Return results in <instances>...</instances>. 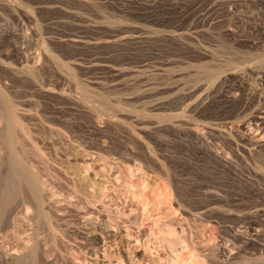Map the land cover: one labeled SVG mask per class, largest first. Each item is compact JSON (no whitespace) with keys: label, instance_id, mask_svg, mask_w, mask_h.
Instances as JSON below:
<instances>
[{"label":"rangeland","instance_id":"1","mask_svg":"<svg viewBox=\"0 0 264 264\" xmlns=\"http://www.w3.org/2000/svg\"><path fill=\"white\" fill-rule=\"evenodd\" d=\"M19 1L18 4L22 8L15 4L17 7L13 6L15 10L12 6H10L12 8L8 5V7L0 6V200L11 189L7 181V173L4 172H7L5 164H7L9 150L3 144V129L6 122L5 109H7L5 102L12 101V104H15L14 108L17 107L15 110L19 108L16 112L20 120L18 125L14 126L16 150L18 153L21 152L20 155L26 166H32L33 172L44 183L43 197L48 194L47 197L51 198L49 199L51 202L53 200L58 202L56 204L55 201L57 207L54 201L49 202L48 204L53 208L46 204L49 207L45 205L47 207L45 210L55 215V217L53 215V223H57V229L61 226V232L65 235L58 230L62 239L59 236L56 240L50 239L52 235L49 228L47 229L48 226H43L47 223L45 219L37 220L34 214H28V216L32 214L31 217L29 216L32 220L29 219L30 222L27 221V223L22 221L25 224L23 228L25 226L27 229L31 227L28 224H32V226L38 225L39 231H43L39 232L41 245L36 249L38 253L43 254L36 252L38 257L34 259L33 264H197L196 259L201 260L202 264H264V145L261 148L251 146L249 144L251 142L244 138L247 131L242 126L245 120L248 133H252L256 125L253 121L250 122L249 115L256 110L264 115V76L259 78L255 72L251 71L255 68L264 71V58L261 59L264 57L262 52L264 51V0ZM26 5L30 6V10ZM93 22H102V24L94 26ZM173 34L178 35L179 38ZM209 50L211 52H208ZM224 50L230 54L225 53ZM256 53L257 55L254 56ZM246 58L249 60H245ZM227 62L232 63L227 64ZM209 64L213 70L220 66L218 72L224 67L223 64L229 73L223 68L224 71L220 72L219 78L212 84L204 79L206 71L202 70L208 69ZM174 68L176 70L180 68V72L184 69L182 72L184 76L180 73L183 79L177 78L176 74H170V77L171 71L177 72ZM246 68L248 70H245ZM124 69L126 74L122 72ZM166 69L170 71L168 70L167 73H169L165 75ZM129 75H133L132 77L136 75L134 79L137 80L131 86L129 85L131 88L122 85L112 87L114 84L122 83L123 79L132 78ZM160 75L166 78L167 82L173 81L172 84L165 83L164 78L159 77ZM186 75H189L188 78ZM192 75H196L195 78L197 80L199 78V82L195 79L196 82ZM174 78L177 82L180 81L177 83L176 80H172ZM191 78L202 85L198 92L186 90L189 89L186 84L191 87V84L195 83ZM159 82L161 86L167 84L163 87L164 89L159 90L161 88ZM152 83L158 86L155 85V88L151 86V90L144 93L143 91L149 89ZM38 84L42 88H53L50 90L54 91L42 94L37 90ZM102 84L111 86L107 85L105 88ZM132 86L139 90H133ZM144 86L147 87L143 90ZM184 86L185 90L182 89ZM172 88L176 90L173 91ZM83 89L92 95L98 92L113 98L115 96L113 91H116L117 96L118 92H122L121 90L124 91L122 93L128 90L138 93V101L146 95L143 103L139 101L144 108L137 100L132 101L134 105L131 103L130 108L128 106L127 108L145 111L148 115H161L158 120L162 119L160 121L163 123V128L159 126L155 127L156 130L153 128L148 132L135 131L136 134H132L126 126L107 125L105 121H101L104 120L103 117L97 116L99 119H96V116L90 117L67 100L68 97L79 94ZM167 93L170 94L168 98H166ZM105 94L104 98L112 99ZM3 96L5 102L1 100ZM153 98L164 101L163 110H156V113L148 109L151 103L157 101H153ZM165 113L169 115L166 116ZM168 118L170 119L167 120ZM245 118L249 119L250 123ZM175 119L180 128L170 127L169 122H175ZM186 119L189 120H187L188 124ZM133 122L129 123L131 127L137 125ZM189 122H191L190 125ZM186 126H193V130L197 128L194 132L197 131L199 137L193 132L189 134ZM181 129L184 130L181 131ZM200 141L205 144H201ZM83 150H89V152ZM255 163L259 165L258 168L263 165L262 177L255 174L254 171L258 169ZM50 174L53 175L50 176ZM80 177L83 179L81 180ZM26 194H22V197H27L28 194ZM14 197L16 201L22 199L19 196ZM92 214H95L94 218ZM85 216L88 219L86 221ZM41 221L46 223H40ZM91 226L96 229L111 228L115 231L114 236L106 238L107 241L97 245L77 237L80 235L76 231L83 227L82 230H88L89 227L92 228ZM65 227L68 229L67 233L64 231ZM44 229H47L46 234ZM170 229L177 232L173 239H169ZM1 236L0 241L2 243L5 241L4 246L16 245L15 240L10 238L2 240ZM24 239L27 240V237ZM50 240L53 242H49ZM171 240H174V245L170 244ZM95 247L99 248L103 254L94 258L92 253ZM227 250L234 252L231 258L227 256ZM176 257L180 258V261ZM0 264L6 263L0 260Z\"/></svg>","mask_w":264,"mask_h":264},{"label":"bare ground","instance_id":"2","mask_svg":"<svg viewBox=\"0 0 264 264\" xmlns=\"http://www.w3.org/2000/svg\"><path fill=\"white\" fill-rule=\"evenodd\" d=\"M21 1V0H20ZM19 1V2H20ZM91 1V0H90ZM142 1V0H141ZM171 1V0H170ZM23 2V1H22ZM26 2V1H25ZM137 2V1H136ZM15 4H18V0H0V6H9V8H12L13 6L15 7ZM22 4V3H21ZM29 4V3H28ZM60 4V3H59ZM32 5V4H31ZM40 5V4H39ZM91 5V4H90ZM7 6V7H8ZM10 6H12V7H10ZM18 6H19V4H18ZM52 6V5H51ZM55 6H56V4H55ZM13 7V9L15 10V8H17V7H15L14 8ZM26 7H27V5H26ZM30 6H28L27 7V9H29L30 10V8H29ZM3 8V7H2ZM19 8H22V7H20L19 6ZM55 9V8H54ZM17 11V10H16ZM32 12V11H31ZM30 13V12H29ZM28 14V13H27ZM73 14V13H72ZM82 14V13H81ZM17 15V14H16ZM21 15V14H20ZM28 15H31V14H28ZM37 15V14H36ZM80 16V15H79ZM20 17V16H19ZM33 17V16H32ZM87 17V16H86ZM31 17L29 16V19H30ZM22 19V18H21ZM32 19H35V18H32ZM87 19V18H86ZM91 19V18H90ZM29 21V20H28ZM109 21V20H108ZM115 21V20H114ZM33 22H34V20H33ZM80 22V21H79ZM86 22V21H85ZM102 22H105V21H102ZM102 22H100V23H98V22H93L94 24V26H96V25H100V24H102ZM116 22V21H115ZM115 22H113V24L115 23ZM118 23H119V21H118ZM121 23V22H120ZM151 23V22H150ZM34 24V23H33ZM79 24V23H78ZM50 25V24H49ZM114 25H116V23L114 24ZM113 25V26H114ZM129 25V24H128ZM130 25H131V23H130ZM33 26V25H32ZM108 26V25H107ZM120 26V25H119ZM118 26V27H119ZM127 26V25H126ZM228 26V25H227ZM244 26V25H243ZM138 27V26H137ZM146 27V26H145ZM150 27V26H149ZM176 27V26H175ZM193 27V26H192ZM115 28V27H114ZM32 29V28H31ZM38 29V28H37ZM36 29V30H37ZM140 29V28H139ZM145 29H147V28H145ZM153 29V28H152ZM151 29V30H152ZM163 29V28H162ZM161 29V30H162ZM167 29V28H166ZM195 29V28H194ZM231 29V28H230ZM229 29V30H230ZM246 29V28H245ZM244 29V30H245ZM251 29V28H250ZM132 30V29H131ZM137 30V29H136ZM142 30V29H141ZM151 30H150V32H151ZM156 30V29H155ZM164 30V29H163ZM236 30V29H235ZM31 31V30H30ZM129 31V30H128ZM140 31V30H139ZM138 31V32H139ZM159 31V30H158ZM167 31V30H166ZM172 31V30H171ZM177 31V30H176ZM201 31V30H200ZM243 31V30H242ZM254 31V30H253ZM262 31V30H261ZM37 32V31H36ZM104 32V31H103ZM149 32V31H148ZM155 32V31H154ZM199 32V31H198ZM127 33V32H126ZM157 33V32H156ZM133 34H134V32H133ZM143 34V33H142ZM145 34V33H144ZM151 34V33H150ZM161 34V33H160ZM169 34V33H168ZM178 35H179V33H177ZM239 34V33H238ZM259 34H261L260 32H259ZM120 35V34H119ZM127 35H128V33H127ZM146 35V34H145ZM163 35V34H162ZM172 35V34H171ZM175 34H173V36H174ZM178 35H175V36H177V38H179L178 37ZM126 36V35H125ZM152 36V35H151ZM192 36V35H191ZM263 36V35H262ZM127 37V36H126ZM147 37V36H146ZM197 37V36H196ZM228 37V36H227ZM106 38V37H105ZM118 38V37H117ZM148 38H149V36H148ZM181 38V37H180ZM198 38V37H197ZM234 38V37H233ZM259 38V37H258ZM100 39V38H99ZM129 39V38H128ZM242 39V38H241ZM70 40V39H69ZM71 40H74V39H71ZM139 40V39H138ZM144 40V39H143ZM179 40V39H178ZM209 40V39H208ZM76 42H77V40H75ZM96 41V40H95ZM94 41V42H95ZM100 41V40H99ZM115 41V40H114ZM124 41V40H123ZM177 41V40H176ZM211 41H212V39H211ZM74 42V41H73ZM82 42H87V41H82ZM126 42V41H125ZM209 42V41H208ZM234 42V41H233ZM259 43V42H258ZM164 44V43H163ZM242 44V43H241ZM261 45H262V43H260ZM192 45V44H191ZM199 45H200V43H199ZM264 45V44H263ZM116 46V45H115ZM157 46V45H156ZM168 46V45H167ZM197 46V45H196ZM240 46V45H239ZM254 46V45H253ZM260 46V45H259ZM163 47V46H162ZM193 47V46H192ZM220 47V46H219ZM244 47V46H243ZM264 47V46H263ZM194 48V47H193ZM207 48V47H206ZM248 48V47H247ZM18 49H21V48H18ZM181 49V48H180ZM187 49V48H186ZM218 49V48H217ZM259 49V48H258ZM184 50V49H183ZM211 50V49H210ZM208 51V52H211V51ZM255 50V49H254ZM174 51H176V50H174ZM200 51V50H199ZM226 50H224V52H225ZM241 51H243V50H241ZM250 51V50H249ZM203 52V51H202ZM224 52H222V53H224ZM228 52V51H227ZM227 52H225V53H227ZM256 52V51H255ZM259 52V51H258ZM262 52H264V51H262ZM187 53V52H186ZM215 53V52H214ZM213 53V54H214ZM218 53V52H217ZM229 54H230V52H228ZM232 53V52H231ZM235 53H237L236 51H235ZM246 53V52H245ZM250 53V52H249ZM261 53V52H260ZM212 54V55H213ZM220 54V53H219ZM244 54V53H243ZM247 55H248V53H246ZM251 54V53H250ZM249 54V55H250ZM259 54V53H258ZM96 55V54H95ZM152 55V54H151ZM211 55V56H212ZM233 55V54H232ZM238 55V54H237ZM252 55V54H251ZM250 55V56H251ZM257 55V53L254 55V56H256ZM261 55H263L262 53H261ZM260 55V56H261ZM26 56V55H25ZM110 56V55H109ZM260 56H258V57H260ZM221 57H223L222 55H221ZM238 57H239V55L237 56V59H238ZM241 57V56H240ZM249 57V56H248ZM247 57V58H248ZM156 58V57H155ZM236 58V57H235ZM245 59V60H249V59ZM251 58L252 59H254V57H252L251 56ZM261 58V57H260ZM264 57H262L261 59H263ZM95 59V58H94ZM153 59V58H152ZM168 59V58H167ZM175 59H178V58H175ZM25 60V59H24ZM166 60V59H165ZM207 60V59H206ZM222 60H223V58H222ZM228 60H229V58H228ZM227 60V61H228ZM256 60H258V58H256ZM170 61V60H169ZM182 61V60H181ZM219 61V60H218ZM231 61V60H230ZM240 61V60H239ZM251 61V60H250ZM255 61V60H254ZM95 62V61H94ZM234 62V61H233ZM241 62V61H240ZM258 62V61H257ZM256 62V63H257ZM261 62V61H260ZM101 63V62H100ZM176 63V62H175ZM174 63V65H176ZM206 63H208V62H206ZM223 63V62H222ZM228 63H232V62H227V64ZM239 63V62H238ZM244 63H247V62H244ZM252 63V62H251ZM224 64V63H223ZM222 64V66H224V67H222V69H221V71L223 70L224 71V69L223 68H225V65H223ZM226 64V63H225ZM227 64H226V67L228 68V66H227ZM253 64V63H252ZM95 65H96V62H95ZM100 65V64H99ZM108 65H110V64H108ZM182 65V64H181ZM205 65V64H204ZM208 65V64H207ZM230 65V64H229ZM241 65V64H240ZM243 65H245V64H243ZM251 65V64H250ZM261 65V64H260ZM264 65V64H263ZM169 66V65H168ZM191 66V65H190ZM211 65L209 64V67H208V69H202V70H204V71H206V75H205V77H204V79L205 80H207V81H209V82H212V84H213V81L215 80V79H218L219 78V75H220V72H218L217 70H219V67L220 66H218V69H216L215 70V68H214V70H213V68H212V66L210 67ZM231 66V65H230ZM252 66V65H251ZM254 66V65H253ZM262 66V65H261ZM160 67V66H159ZM158 67V68H159ZM164 67V66H163ZM173 67V66H172ZM205 67H206V65H205ZM249 67V66H248ZM110 68V67H109ZM114 68V67H113ZM124 68V67H123ZM151 68V67H150ZM157 68V69H158ZM183 68V67H182ZM186 69H187V67H185ZM193 68V67H192ZM221 68V67H220ZM227 68H225L226 70L225 71H227ZM255 68V67H254ZM115 69H117V68H115ZM122 69V68H121ZM126 69H127V67H126ZM132 69V68H131ZM156 69V70H157ZM165 69V68H164ZM169 69L171 70V68L169 67ZM169 69H166L165 71H164V74L165 73H167V71L169 70ZM173 69V68H172ZM175 69V68H174ZM230 69V68H229ZM239 69V68H238ZM250 69V68H249ZM134 70V69H133ZM169 70V71H170ZM176 70V69H175ZM179 70H180V68H179ZM179 70H176L177 72L175 73L174 71H171L170 73H169V75L170 74H176L177 75V78L178 77H181V74H182V72L184 71V69H183V71L182 72H180ZM234 70V69H233ZM245 70H248L247 68L245 69ZM119 71H122V70H119ZM118 71V72H119ZM125 71V69L122 71V72H124ZM128 71V70H127ZM160 71V70H159ZM229 71H231V70H229ZM236 71V70H235ZM252 72H255V75L257 74V76L259 77V78H261V77H263L264 75H263V72L264 71H261V70H258V68L256 69H253V70H251ZM126 72V71H125ZM124 72V73H125ZM149 72V71H148ZM151 72V71H150ZM161 72V71H160ZM187 72V71H186ZM189 72V71H188ZM192 72V71H191ZM190 72V73H191ZM228 72V71H227ZM226 72V73H227ZM232 72V71H231ZM230 72V73H231ZM237 72V71H236ZM128 73H130V72H128ZM156 73V72H155ZM155 73H153V75L155 74ZM167 73V74H168ZM181 73V74H180ZM185 73V72H184ZM195 73H196V71H195ZM194 73V74H195ZM229 73V72H228ZM112 74H113V72H112ZM115 74V73H114ZM121 74V73H120ZM126 74V73H125ZM132 74H133V72H132ZM142 74H144L145 75V73H142ZM149 74V73H148ZM158 74V73H157ZM164 74H163V76H164ZM189 74V73H188ZM192 74V73H191ZM224 74V73H223ZM245 74V73H244ZM152 75V76H153ZM166 75V74H165ZM176 75H174V77L176 76ZM179 75V76H178ZM200 75V74H199ZM198 75V76H199ZM225 75V74H224ZM224 75H223V77H224ZM249 75V74H248ZM74 76V75H73ZM95 76V75H94ZM121 76H122V74H121ZM124 76V75H123ZM126 76V75H125ZM130 76V75H129ZM133 76V75H132ZM132 76H130V77H132ZM136 76V75H135ZM134 76V77H135ZM155 76V75H154ZM168 76V75H167ZM166 76V77H167ZM182 76H184L183 74H182ZM187 76V78H188V76L189 75H186ZM196 76V75H195ZM195 76L194 75H192V78L195 80H197V78H195ZM222 76V75H221ZM75 77V76H74ZM134 77H132V78H126V80L125 79H123L124 81L122 82V83H117V84H114V85H112V87H114V86H116V87H118V85L120 86V85H122L123 87H129V88H131L130 86H131V84H133L134 82H135V80L136 79H134ZM141 77V76H140ZM156 77V76H155ZM158 77V76H157ZM159 77H161V78H164V77H162L161 75L159 76ZM170 77H171V75H170ZM191 77V76H190ZM189 77V78H190ZM255 77V76H254ZM253 77V78H254ZM257 77V78H258ZM168 78V77H167ZM182 79L184 78V77H181ZM192 78H191V80H192ZM200 78H202V77H200ZM230 78V77H229ZM264 78V77H263ZM169 79V78H168ZM180 79V78H179ZM182 79H181V82H182ZM220 79H222V77L220 78ZM243 79V78H242ZM115 80V79H114ZM121 80V79H120ZM159 80V79H158ZM166 80V78H164V81ZM170 81H171V79H169ZM168 80V81H169ZM172 80H176V82H177V79H172ZM185 80H186V78H185ZM185 80H183L184 82H185ZM189 80V79H188ZM194 80H192V81H194ZM195 80V81H196ZM202 80V79H201ZM225 80V79H224ZM67 81V80H66ZM79 81V80H78ZM118 81V80H117ZM137 81V80H136ZM146 81V80H145ZM156 81V80H155ZM161 81V80H160ZM180 81V80H179ZM178 81V82H179ZM192 81H191V83H192ZM194 81V82H195ZM198 82H199V78H198V80H197ZM196 81V82H197ZM217 81H219V80H217ZM225 81H227V80H225ZM260 81V80H259ZM153 82V81H152ZM167 81H165V83H166ZM173 82V81H172ZM172 82H167V83H171L172 84ZM177 82V83H178ZM184 82H183V84H184ZM194 83V84H191V87H189V84H186L187 86L186 87H188L189 89H186V90H189V91H191V92H198L197 90H199V88H200V83ZM200 82H202V81H200ZM38 83V82H37ZM70 83V82H69ZM68 83V84H69ZM82 83V82H81ZM101 83V82H100ZM100 83H98V84H100ZM116 83V82H115ZM157 83V82H156ZM174 83H175V81H174ZM173 83V85H175ZM176 83V84H177ZM219 83V82H218ZM155 84V83H154ZM161 84H164V83H162L161 82ZM207 85H208V83H206ZM103 85V84H102ZM106 85V84H105ZM108 85V84H107ZM106 85V86H107ZM130 85V86H129ZM156 85V84H155ZM155 85H153V83H152V85H149V89H147V90H144L146 87L144 86V87H142L143 88V92L145 93V91L147 92V91H149V90H151L150 88H152V87H154ZM159 85H160V82H159ZM165 85H167V84H165ZM165 85L164 86H161V88H159V90L160 89H162L163 87H165ZM173 85H171V86H173ZM185 85V84H184ZM204 85H205V82H204ZM241 85V84H240ZM32 86V85H31ZM55 86V85H54ZM83 86V85H82ZM106 86H104L103 85V87H105L106 88ZM108 86H111L110 84L108 85ZM143 86V85H142ZM152 86V87H151ZM156 86H158V85H156ZM159 86V87H160ZM171 86H170V88H171ZM177 86H179V84H177ZM176 86V87H177ZM180 86H181V84H180ZM202 86V85H201ZM213 86V85H212ZM225 86V85H224ZM37 87V86H36ZM38 87H39V84H38ZM62 87V86H61ZM70 87V86H69ZM75 87V86H74ZM137 87V86H136ZM173 87H175V86H173ZM175 87V88H176ZM64 88V87H63ZM82 88H86V87H82ZM100 88V87H99ZM121 88V87H120ZM132 88H133V90L134 89H137V88H134L133 86H132ZM139 88V87H138ZM155 88V87H154ZM153 88V89H154ZM181 88V87H180ZM180 88H178V90H180ZM212 88V87H211ZM219 88V87H218ZM239 88V87H238ZM50 89H53V88H50L49 87V89L47 88H42V87H39L37 90L40 92V93H42V94H48L49 92L51 93V92H53L52 90H50ZM65 89V88H64ZM80 89H81V86H80ZM110 89V88H109ZM158 89V88H157ZM164 89V88H163ZM166 89V88H165ZM182 89H184L185 90V86H184V88H182ZM202 89V88H201ZM200 89V90H201ZM221 89V88H220ZM259 89V88H258ZM137 90H139V89H137ZM159 90H157V91H159ZM172 90H173V88H172ZM176 90V89H175ZM175 90H173V91H175ZM212 90V89H211ZM242 90V89H241ZM252 90V89H251ZM37 91V92H38ZM95 91H97V90H95ZM108 91H110V90H108ZM108 91H106V93H108ZM112 91V90H111ZM118 91H120V89L118 90ZM122 92H124L123 90H121ZM128 91V90H127ZM125 92V93H122V92H118V94L119 95H117L116 96V94H115V92L113 91L112 93H113V95H115L114 96V98L113 97H110V95L108 96V94H105V95H107L108 96V98L110 97V98H112V99H106V98H104V94H102V93H96V94H94V95H92V94H89V93H87V91H85V89H83V91L81 92H79V94H74L73 92V94L75 95V96H71V97H68V99L67 100H69V102L71 103V104H73V105H75L79 110H81V111H83L84 113H86L88 116H96V119H99L100 117H103V119L104 120H101V121H105L106 123H107V125L109 124V125H123V126H126L129 130V132H131L132 134H136V133H134L135 131H139V132H148V131H150L151 129H153V128H158L159 126L161 127V128H163V123H161V121L160 120H162L161 118H159L160 120H158V117H160V116H157V112H156V110H160V109H162L163 107H164V101L162 102V100H160V101H158L157 99V101L153 98V101L155 100L156 102H153V103H147V102H145V103H147V104H150L149 105V107H148V109H150L151 111H155L156 113V116H153V115H148L147 114V112H142L141 110L139 111L138 109L137 110H133V109H128L127 108V106L129 107L130 105H131V103H133L132 101H134V102H136V100L138 101V93L137 94H135L134 92ZM156 91V92H157ZM164 91V90H163ZM189 91H187V92H189ZM25 92V91H24ZM30 92V91H29ZM161 92V91H160ZM216 92V91H215ZM239 92V91H238ZM245 91H243V93H244ZM259 92V91H258ZM59 93V92H58ZM61 93H62V90H61ZM71 93V92H70ZM135 95H134V94ZM150 93V92H149ZM148 93V94H149ZM181 93V92H180ZM234 93H236V91H234ZM1 94H2V92H1ZM26 94V93H25ZM109 94H111V92H109ZM165 94V93H164ZM188 94V93H187ZM189 94H190V92H189ZM194 94H196V93H194ZM194 94H192V95H194ZM210 94V92L208 93V95ZM258 94V93H257ZM32 95V94H31ZM49 95H51V94H49ZM64 95H67V94H64ZM96 95V96H95ZM102 97H101V96ZM141 95V94H140ZM153 95V94H152ZM163 95V94H162ZM167 96H166V98H168V95H170V94H166ZM202 95V94H201ZM2 96V95H1ZM61 96H62V94H61ZM68 96V95H67ZM66 96V97H67ZM100 96V97H99ZM112 96V95H111ZM144 96L146 97V95H143L142 97H143V99L141 100L140 98H139V101H142V103H143V100H145L144 99ZM190 96V95H189ZM188 96V97H189ZM215 96V95H214ZM258 96V95H257ZM8 97V96H7ZM64 97V96H63ZM106 97V96H105ZM140 97V96H139ZM153 97V96H152ZM163 97H165V96H163ZM163 97H160L161 99L163 98ZM174 97H176V95L174 96ZM181 97V96H180ZM184 97H186L185 95H184ZM194 97H195V95H194ZM207 97V96H206ZM3 98V99H2ZM9 98V97H8ZM7 98V99H8ZM55 98V97H54ZM57 98V97H56ZM104 98V99H103ZM165 98V100H168V99H166ZM178 98V97H177ZM176 98V99H177ZM228 98V97H227ZM235 98V97H234ZM147 99V98H146ZM193 99V98H192ZM204 99V98H203ZM1 100H4L3 102H5V98H4V96L3 97H1ZM10 100V99H9ZM148 100H149V98H148ZM171 100H173V99H171ZM171 100L169 101V102H171ZM190 100V99H189ZM45 101V100H44ZM138 101V102H139ZM151 101V100H150ZM226 101V100H225ZM232 101V100H231ZM262 101H263V99H262ZM55 102V101H54ZM65 102V101H64ZM137 102V103H138ZM208 102V101H207ZM15 103V102H14ZM19 103V102H18ZM27 103H28V101H27ZM46 103V102H45ZM144 103V104H145ZM167 103V102H166ZM5 106H6V108L7 109H5V113H6V116L4 115V117H5V119H6V122H5V125H4V129H3V135H4V141H3V144H4V147H6V148H8V150H9V155L7 156V164H5V165H7V172L6 171H4L5 173H7V181L9 182V184L11 185H8V182H7V185L8 186H10L11 187V189H10V191H8L7 193H6V196H4L1 200H0V234H2V240L4 239L5 240V238H10V239H13V240H15V242H16V245H14V246H4L3 245V243L5 242H3L2 243V241H0V260H3L6 264H23V263H28V262H30V264H33L34 263V259H37V257L38 256H36V249H38L40 246L39 245H41V240L39 241V237H41L40 235H39V232H43V231H39V227H38V225L37 226H35V225H33L32 226V224H28V225H31V227H29V228H27L26 229V227L24 226V228H23V225H25L24 223H27V221H29V219H30V221L32 220L31 218H29V216L31 217V215L32 214H34L37 218V220H38V218L40 219V218H44L45 219V221L47 222H45L46 224H48V225H46V224H44V222L43 221H41L40 223H42L43 222V226H45V227H47V229L49 228V231L51 232V235L52 236H50L51 238L50 239H52V240H56V238H57V236H59L60 237V235H59V232H58V230H60V232H61V230H62V227L60 226V228H58L57 229V226H56V224L57 223H53V215L50 213V212H48L47 210H45V208H47V207H49L50 205V203H53V201H54V205H55V201L56 200H53L52 202L49 200V199H51V198H49V197H47L48 196V194H46L47 196H45V197H43V194H42V192H43V190H44V183L42 182V181H40L39 180V178L37 177V175L33 172V170L31 169V167L30 166H26V164L23 162V158H22V156L20 155V153L21 152H19L18 153V151L16 150L17 149V147H16V143H17V141H16V134H15V130H14V126L17 124L18 125V122L20 121L19 120V116H17V110L19 109H17V110H15L17 107H15L14 108V105L12 104V101H11V103L8 101L7 103L5 102ZM20 104V103H19ZM36 104V103H35ZM168 104V103H167ZM246 104V103H245ZM254 104H256V103H254ZM72 105V106H73ZM133 105H134V103H133ZM139 105H141V106H143V108H144V105L143 104H141L140 102H139ZM169 105V104H168ZM203 105V104H202ZM22 106V105H21ZM54 106V105H53ZM60 106V105H59ZM67 106V105H66ZM146 106V105H145ZM167 106V105H166ZM251 106H253V104L251 105ZM26 107V106H25ZM28 107V106H27ZM32 107V106H31ZM45 107V106H44ZM134 108L135 107H137V106H133ZM181 107V106H180ZM255 107V106H254ZM258 107V106H257ZM23 108H24V106H23ZM22 108V109H23ZM130 108V107H129ZM167 108V107H166ZM184 108V107H183ZM21 109V110H22ZM33 109V108H32ZM61 109V108H60ZM141 109V108H140ZM189 109V108H188ZM192 109V108H191ZM250 109V108H249ZM28 110H29V108H28ZM147 110V109H146ZM163 110V109H162ZM256 110V109H255ZM23 111V110H22ZM24 111H27V110H25L24 109ZM161 111V110H160ZM252 111V110H251ZM251 111H250V113H251ZM20 112V111H19ZM31 112H33L32 110H31ZM48 112V111H47ZM175 112V111H174ZM28 113V112H27ZM26 113V114H27ZM30 113V112H29ZM152 114H154L153 112H151ZM159 113V112H158ZM250 113H248V114H250ZM25 114V113H24ZM69 114V113H68ZM30 115H32V114H30ZM47 115V114H46ZM51 115V114H50ZM55 115V114H54ZM164 115H166V113L164 114ZM169 115V114H168ZM168 115H166V116H168ZM181 115V114H180ZM99 118H98V117ZM163 116V115H162ZM188 116V115H187ZM250 117V122L251 121H253L254 123H255V125H256V128H255V130H254V132H252V133H248V128H247V126H246V124L247 123H245L244 121L242 122V126H243V128H244V130H246L247 132H246V135H245V137L244 138H246V140L248 139V141H250L251 143H249V144H251V146L253 145V147H262V145H264V115H262L260 112H258L257 110L256 111H254L252 114H250L249 115ZM165 117V116H164ZM186 117V116H185ZM246 117H248V116H246ZM44 118V117H43ZM153 118H156L155 120H153ZM191 118V117H190ZM193 118V117H192ZM196 118V117H195ZM46 119V118H45ZM166 119V118H165ZM170 118H168L167 120H169ZM171 119H173V118H171ZM177 119V118H176ZM175 119V122L174 121H171V122H169V125H170V127H174V126H179V123H177V120ZM245 119H247V118H245ZM34 120V119H33ZM179 120V119H178ZM184 120V119H183ZM188 119H186V123L188 124V121H187ZM200 120V119H199ZM36 121V120H35ZM44 121V120H43ZM90 121V120H89ZM94 121V120H93ZM132 121H134L133 123H136V124H134V125H136L135 127H131V124H129L130 122H132ZM201 121V120H200ZM247 121L249 122V119H247ZM47 122V121H46ZM46 122H44V123H46ZM95 122V121H94ZM100 122V121H99ZM168 122V121H167ZM180 122V121H179ZM183 122V121H182ZM199 122V121H198ZM249 122V123H250ZM104 123V122H103ZM190 123L191 122H189V125H190ZM201 123V122H200ZM208 123V122H207ZM206 123V124H207ZM253 123V124H254ZM43 124V123H42ZM66 124V123H65ZM91 124H93L92 122H91ZM95 124V123H94ZM167 124V123H166ZM186 124V125H187ZM35 125V124H34ZM45 125V124H44ZM58 125V124H57ZM86 125V124H85ZM99 125V124H98ZM106 125V126H107ZM182 125V124H181ZM183 125H185V123L183 124ZM249 125V124H248ZM23 126V125H22ZM27 126V125H26ZM47 126H48V124H47ZM56 126V125H55ZM94 126H96V125H94ZM105 126V127H106ZM200 126H201V124H200ZM207 126V125H206ZM254 126V125H253ZM24 127H25V125H24ZM28 127V126H27ZM27 127H26V129H27ZM66 127V126H65ZM99 127V126H98ZM115 127V126H114ZM165 127H167V126H165ZM176 127V128H177ZM193 127V126H192ZM192 127H190V126H186V128L188 129V133L189 134H191V132H193V133H195V135L196 136H198L199 137V135H197V131L196 132H194V130H196V129H192ZM249 127H251L252 128V126H250L249 125ZM63 128V127H62ZM97 128V127H96ZM104 128V127H103ZM156 128H155V130H156ZM175 128V127H174ZM178 128H180V127H178ZM177 128V129H178ZM184 129H186L185 127H183ZM204 128V127H203ZM216 128V127H215ZM250 128V129H251ZM57 129V128H56ZM173 129V128H172ZM184 129H181V131L182 130H184ZM254 129V128H253ZM60 130V129H59ZM64 130V129H63ZM63 130H61V132L63 131ZM94 130V129H93ZM95 130H97V129H95ZM100 130V129H99ZM102 130V129H101ZM175 130V129H174ZM179 130V129H178ZM193 130V131H192ZM209 130V129H208ZM159 131V130H158ZM186 131V130H185ZM184 131V132H185ZM251 131V130H250ZM57 132V131H56ZM69 132V131H68ZM85 132V131H84ZM101 132V131H100ZM199 132V131H198ZM203 132H204V130H203ZM206 132V131H205ZM17 133V132H16ZM25 133V132H24ZM63 133V132H62ZM75 133V132H74ZM79 133H80V131H79ZM192 133V134H193ZM200 133V132H199ZM202 133V132H201ZM49 134V133H48ZM47 134V135H48ZM57 134V133H56ZM84 134V133H83ZM107 134V133H106ZM209 134V133H208ZM245 134V133H244ZM28 135V134H27ZM26 135V136H27ZM65 135H68V134H65ZM86 135V134H85ZM201 135V134H200ZM239 135V134H238ZM25 136V135H24ZM134 136V135H133ZM152 136V135H151ZM193 137H194V135H192ZM235 136V135H234ZM33 137V136H32ZM37 137V136H36ZM55 137V136H54ZM63 137H65V136H63ZM69 137V136H68ZM210 137V136H209ZM230 137V136H229ZM240 137V136H239ZM35 138V137H34ZM47 138V137H46ZM51 138V137H50ZM235 138V137H234ZM0 139H1V137H0ZM2 139V140H3ZM48 139V138H47ZM51 139H53V138H51ZM67 139V138H66ZM135 139V138H134ZM140 139V138H139ZM142 139V138H141ZM198 139H200V138H198ZM198 139H196V140H198ZM209 139V138H208ZM232 139H233V137H232ZM242 139V138H241ZM19 140V139H18ZM55 140V139H54ZM63 140V139H62ZM210 140V139H209ZM24 141H25V139H24ZM92 141V140H91ZM111 141V140H110ZM141 141H143V140H141ZM140 141V142H141ZM203 141V140H202ZM205 141V140H204ZM207 141V140H206ZM212 141H214V140H212ZM51 142V141H50ZM53 142V141H52ZM61 142V141H60ZM66 142H68V141H66ZM80 142V141H79ZM85 142V141H84ZM90 142V141H89ZM100 142V141H99ZM130 142V141H129ZM153 142V141H152ZM194 142V141H193ZM243 142V141H242ZM19 143H20V141H19ZM27 142H25V144H26ZM180 143V142H179ZM200 143H201V141H200ZM203 144H205L204 142H202ZM201 143V144H202ZM207 143V142H206ZM214 143V142H213ZM245 143V142H244ZM248 143V142H247ZM25 144H24V147H25ZM60 144V143H59ZM100 144V143H99ZM103 144H105V142L103 141ZM199 144V143H198ZM210 144V143H209ZM246 144V143H245ZM248 144V145H249ZM2 145V144H1ZM23 144H21V146H22ZM74 145V144H73ZM34 146V145H33ZM49 146V145H48ZM57 146V145H56ZM84 146V145H83ZM82 146V147H83ZM94 146V145H93ZM101 146V145H100ZM129 146V145H128ZM132 146V145H131ZM130 146V147H131ZM197 146V145H196ZM209 146V145H208ZM212 146V145H211ZM246 146V145H245ZM53 147H55L54 145H53ZM58 147V146H57ZM68 148H69V144H68V146H67ZM78 147H80V146H78ZM97 147H99V146H97ZM146 147V146H145ZM206 147V146H205ZM224 147V146H223ZM233 147V146H232ZM76 148H77V146H76ZM84 148V147H83ZM87 148V147H86ZM149 148V147H148ZM156 148V147H155ZM248 148V147H247ZM246 148V150H249V149H247ZM252 148V147H251ZM19 149V148H18ZM40 149V148H39ZM42 149H44V148H42ZM79 149V148H78ZM92 149V148H91ZM90 149V150H91ZM137 149V148H136ZM150 149V148H149ZM148 149V150H149ZM178 149V148H177ZM201 149H203V148H201ZM210 149V148H209ZM208 149V150H209ZM230 149V148H229ZM228 149V150H229ZM237 149H239V148H237ZM255 149H257V148H255ZM53 150V149H52ZM51 150V151H52ZM57 150V149H56ZM71 150V149H70ZM146 150V149H145ZM183 150H184V148H183ZM251 150V149H250ZM39 151V150H38ZM72 151H74V150H72ZM82 151V150H81ZM84 151V150H83ZM85 151H87V150H85ZM84 151V152H85ZM147 151V150H146ZM221 151V150H220ZM252 151H254V150H252ZM252 151H250V152H252ZM49 152V151H48ZM80 152V151H79ZM87 152H89V150L87 151ZM132 152V151H131ZM149 152H150V150H149ZM156 152H158V151H156ZM217 152V151H216ZM230 152V151H229ZM246 152V151H245ZM248 152V151H247ZM246 152V153H247ZM255 152V151H254ZM253 152V153H254ZM82 153V152H81ZM106 153V152H105ZM108 153V152H107ZM205 153V152H204ZM228 153V152H227ZM262 153V152H261ZM45 154V153H44ZM152 154V153H151ZM223 154V153H222ZM252 154V153H251ZM263 154V153H262ZM53 155V154H52ZM67 155V154H66ZM86 155V154H85ZM99 155V154H98ZM160 155V154H159ZM181 155V154H180ZM186 155V154H185ZM195 155V154H194ZM212 155H215V154H212ZM230 155V154H229ZM83 156V155H82ZM154 156V155H153ZM152 156V157H153ZM218 156H219V154H218ZM224 156V155H223ZM232 156H234V155H232ZM256 156V155H255ZM57 157V156H56ZM69 157V156H68ZM215 157V156H214ZM219 157H221V156H219ZM257 157V156H256ZM255 157V158H256ZM262 157V156H261ZM260 157V158H261ZM58 158H60V157H58ZM74 158V157H73ZM81 158V157H80ZM97 158V157H96ZM154 158V157H153ZM217 158V157H216ZM226 158H228V157H226ZM241 158V157H240ZM252 158V157H251ZM45 159V158H44ZM67 159V158H66ZM192 159V158H191ZM219 159V158H218ZM223 159V158H222ZM49 160H50V158H49ZM84 160V159H83ZM92 160H94V159H92ZM150 160V159H149ZM195 160H196V158H195ZM224 160H227V159H225L224 158ZM229 160V159H228ZM245 160V159H244ZM52 161V160H51ZM61 161V160H60ZM87 161H89V160H87ZM160 161V160H159ZM31 162V161H30ZM53 162H55V161H53ZM90 162V161H89ZM94 162V161H93ZM180 162V161H179ZM196 162V161H195ZM224 161H222V163H223ZM226 162V161H225ZM244 162V161H243ZM250 162V161H249ZM256 162V161H255ZM28 163V162H27ZM51 163V162H50ZM66 163V162H65ZM144 163V162H143ZM146 163V162H145ZM187 163V162H186ZM202 163V162H201ZM200 163V164H201ZM221 163V164H222ZM258 163V162H257ZM47 164V163H46ZM45 164V165H46ZM59 164V163H58ZM69 164V163H68ZM94 164V163H93ZM96 164V163H95ZM166 164V163H165ZM185 164V163H184ZM220 164V163H219ZM228 164V163H227ZM237 164V163H236ZM256 164V163H255ZM261 164H263L262 162H261ZM32 165V164H31ZM51 165V164H50ZM54 165V164H53ZM210 165V164H209ZM239 165H241V163L239 164ZM253 165V164H252ZM257 165V164H256ZM61 166V165H60ZM69 166V165H68ZM221 166V165H220ZM258 166L259 165H257V168H258ZM261 166V165H260ZM263 166V165H262ZM261 166V167H262ZM51 167V166H50ZM84 167H87V166H84ZM222 167V166H221ZM258 168V169H256L254 172H255V174L257 175V176H259V177H262V168ZM6 168V167H5ZM65 168H67V167H65ZM89 168V167H88ZM92 168V167H91ZM103 168V167H102ZM241 168V167H240ZM35 169V168H34ZM45 169V168H44ZM61 169V168H60ZM63 169V168H62ZM75 169V168H74ZM98 169V168H97ZM220 169V168H219ZM228 169V168H227ZM235 169V168H234ZM37 170V169H36ZM67 170V169H66ZM65 170V171H66ZM70 170V169H69ZM68 170V171H69ZM238 170V169H237ZM44 171V170H43ZM48 171V170H47ZM62 171H64V170H62ZM102 171V170H101ZM169 171V170H168ZM207 171V170H206ZM37 172V171H36ZM52 172V171H51ZM227 172V171H226ZM239 172V171H238ZM237 172V173H238ZM50 173V172H49ZM53 173V172H52ZM57 173V172H56ZM65 173V172H64ZM79 173V172H78ZM205 173V172H204ZM45 174V173H44ZM54 174V173H53ZM53 174H50V176L51 175H53ZM80 174V173H79ZM78 174V175H79ZM82 174L83 173H81V176H82ZM243 174V173H242ZM264 174V173H263ZM229 175V174H228ZM4 176V175H3ZM214 176V175H213ZM256 176V177H257ZM47 177V176H46ZM63 177H64V175H63ZM72 177V176H71ZM79 177V176H78ZM83 177V176H82ZM86 177H88V176H86ZM239 177V176H238ZM245 177V176H244ZM254 177V175L252 176V178ZM258 177V178H259ZM55 178H57L56 176H55ZM54 178V179H55ZM70 178V177H69ZM81 178V177H80ZM84 178V177H83ZM83 178H81V180L83 179ZM185 179V178H184ZM57 180V179H56ZM67 180V179H66ZM85 180V179H84ZM190 180V179H189ZM218 180V179H217ZM225 180V179H224ZM246 180V179H245ZM248 180V179H247ZM235 181V180H234ZM45 182H47V181H45ZM49 182V181H48ZM64 182V181H63ZM86 182V181H85ZM84 182V183H85ZM90 182H92V181H90ZM52 183V182H51ZM87 183V182H86ZM95 183V182H94ZM174 183V182H173ZM215 183V182H214ZM234 183V182H233ZM49 184H50V182H49ZM71 184V183H70ZM83 184V183H82ZM218 184V183H217ZM6 185V184H5ZM53 185V184H52ZM65 185H66V183H65ZM84 185V184H83ZM82 185V186H83ZM89 185V184H88ZM223 185V184H222ZM254 186V185H253ZM72 187V186H71ZM89 187V186H88ZM91 187V186H90ZM70 188V187H69ZM83 188H84V186H83ZM261 188V187H260ZM9 189V188H8ZM73 189V188H72ZM88 189V188H87ZM94 190V189H93ZM85 191V190H84ZM90 191V190H89ZM211 191H213V190H211ZM26 192H27V194H28V196L26 197V196H23L22 197V194L24 195V194H26ZM88 192V191H87ZM78 193V192H77ZM85 193V192H84ZM3 194H4V192H3ZM26 194V195H27ZM79 194H80V192H79ZM90 194V193H89ZM215 194V193H214ZM45 195V194H44ZM83 195H85V194H83ZM92 195H94V194H92ZM91 195V196H92ZM180 195H181V193H180ZM259 195V194H258ZM14 196H19L20 198H22L20 201L18 200V199H20V198H18L17 200L18 201H16L14 198ZM50 196V195H49ZM51 197V196H50ZM90 197V196H89ZM55 199V197H52V199ZM185 198V197H184ZM179 199V198H178ZM60 200V199H59ZM91 200V199H90ZM89 200V201H90ZM86 201H87V199H86ZM178 201V200H177ZM50 202V203H49ZM57 202V201H56ZM49 203V204H48ZM84 203V202H83ZM182 203V202H181ZM46 204H48L49 206H47ZM56 204H58V202L56 203ZM65 204V203H64ZM85 204V203H84ZM45 205L47 206V207H45ZM75 205H77V204H75ZM95 205V204H94ZM56 206V205H55ZM58 206V205H57ZM56 206V207H57ZM87 206V205H86ZM180 206V205H179ZM50 207H52L53 208V206H50ZM70 207V206H69ZM81 207H82V204H81ZM68 208V207H67ZM76 208V207H75ZM83 208V207H82ZM214 208V207H213ZM85 209V208H84ZM54 210H56V209H54ZM59 210V209H58ZM65 210H66V208H65ZM83 210V209H82ZM254 210V209H253ZM52 211V210H51ZM84 211V213H85V210H83ZM183 211V210H182ZM255 211V210H254ZM34 212V213H33ZM59 212H61V211H59ZM87 212V211H86ZM210 212V211H209ZM257 212V211H256ZM30 213H32L31 215H29L28 216V214H30ZM53 213V212H52ZM56 213V212H55ZM61 213H63V212H61ZM76 213V212H75ZM79 213V212H78ZM83 213V212H82ZM86 214V213H85ZM91 214V213H90ZM33 215V216H34ZM80 215H83V214H80ZM95 215V214H94ZM94 215L92 214V216H93V218H94ZM97 215V214H96ZM201 215V214H200ZM32 216V217H33ZM34 216V217H35ZM78 216V215H77ZM251 216H253V215H251ZM54 217H55V215H54ZM61 217H62V215H61ZM67 217V216H66ZM69 217H72V216H69ZM99 217V216H98ZM64 218V217H63ZM76 218H78V217H76ZM84 218V217H83ZM89 218V217H88ZM74 219V218H73ZM41 220V219H40ZM78 220V219H77ZM85 221L86 220H88L87 219V217L85 216V219H84ZM254 220V219H253ZM22 221H24V223H22ZM29 221V222H30ZM36 221V220H35ZM55 221H57V220H55ZM70 221H71V219H70ZM69 221V222H70ZM82 221H83V219H82ZM81 221V222H82ZM93 221V220H92ZM63 222V221H62ZM74 222H75V220H74ZM80 222V223H81ZM84 222V221H83ZM253 222V221H252ZM32 223H33V221H32ZM85 223V222H84ZM87 223H89L88 221H87ZM86 223V224H87ZM39 224V223H38ZM55 224V225H54ZM67 224H69L68 222H67ZM66 224V225H67ZM259 224V223H258ZM27 225V224H26ZM84 225V224H83ZM88 225V224H87ZM35 226V227H34ZM74 226H76L75 224H74ZM93 226V225H92ZM91 226V227H92ZM113 226V225H112ZM42 227V226H41ZM44 227V228H45ZM94 227V226H93ZM88 228V230H82V229H80V230H78V231H76L77 232V234H79L80 236H77L76 234H75V232H73L74 230L72 229V228H70V229H72L73 231H71V232H73L74 233V235L75 236H77L78 238L79 237H81V239L83 238V239H85V240H87V241H91V242H93V243H95L96 245L97 244H101V242H103V241H105L106 240V238H110L111 236H114V233H115V231L113 230V229H111V228H106L105 227V229H96V228ZM110 227V226H109ZM76 228V227H75ZM77 228H79V227H77ZM76 228V229H77ZM102 228H104V226L102 227ZM46 229V230H47ZM43 230V229H42ZM45 230V229H44ZM46 230H45V234L47 233L46 232ZM66 230H68L66 227H65V229H64V231L66 232ZM245 230V229H244ZM255 231H257L256 229H254ZM117 232V231H116ZM122 232V231H121ZM127 232V231H126ZM241 232H243V231H241ZM49 233V232H48ZM62 234H63V232H61ZM60 233V234H61ZM67 233V232H66ZM68 233H70V232H68ZM177 233V232H176ZM176 233H175V231L173 230V229H170L169 231H168V234L171 236H169L170 238L169 239H173V238H175L176 237ZM257 233V232H256ZM40 234H42V233H40ZM127 234H128V232H127ZM167 234V235H168ZM238 234V233H237ZM64 235V234H63ZM70 235V234H69ZM246 235V234H245ZM65 236V235H64ZM64 236H63V238H64ZM118 236V235H117ZM24 237H27V240H25L24 239ZM42 237H43V235H42ZM62 237V236H61ZM60 237V238H61ZM68 237V236H67ZM48 238V237H47ZM46 238V239H47ZM59 238V239H60ZM116 238V237H115ZM58 239V238H57ZM62 239V238H61ZM68 239V238H67ZM80 239V238H79ZM82 239V240H83ZM12 240V241H13ZM48 240H49V238H48ZM52 240H50L49 242H51ZM247 240V239H246ZM245 240V241H246ZM86 241V242H87ZM107 241V240H106ZM220 241V240H219ZM7 242V241H6ZM46 242H47V240H46ZM53 242V241H52ZM55 242V241H54ZM82 242H84V241H82ZM171 242V243H170ZM169 243L170 244H173V242H174V240L172 241H170ZM10 243V242H9ZM42 243H43V240H42ZM44 244V243H43ZM53 244V243H52ZM51 244V245H52ZM56 244V243H55ZM65 244V243H64ZM77 244V243H76ZM170 244H168V245H170ZM176 244V243H175ZM219 244V243H218ZM47 245H49V244H47ZM78 245V244H77ZM86 245V244H85ZM174 245V244H173ZM172 245V246H173ZM223 245V244H222ZM46 246V245H45ZM54 246V245H53ZM79 246V245H78ZM81 246V245H80ZM91 246V245H90ZM217 246V245H216ZM231 246V245H230ZM43 249H44V247L43 246H41ZM47 247V246H46ZM45 247V248H46ZM50 247V246H49ZM74 246H72V248H73ZM101 247V246H100ZM173 247H175V246H173ZM182 247V246H181ZM224 247V246H223ZM42 248H41V250H42ZM67 248V247H66ZM104 248V247H103ZM225 248V247H224ZM48 249V248H47ZM51 249H52V247H51ZM54 249V248H53ZM59 249V248H58ZM76 249V248H75ZM86 249V248H85ZM94 250H93V256H94V258L95 257H99V256H101V254H103L102 252H101V250L99 249V248H93ZM40 250V249H39ZM69 250V249H68ZM175 250H177V249H175ZM233 250V249H232ZM262 250V249H261ZM43 251V250H42ZM49 251H51L50 249H49ZM62 251V250H61ZM222 251V250H221ZM59 252H60V250H59ZM224 252V251H223ZM227 252H228V257H230L231 258V256L233 255V251H229V250H227ZM38 253V252H37ZM41 253V252H40ZM40 253H38V254H40ZM45 253H46V251H45ZM51 253V252H50ZM105 253H106V251H105ZM172 253V252H171ZM260 253V252H259ZM264 253V252H263ZM43 253H41V255H42ZM177 254V253H176ZM208 254V253H207ZM50 255V254H49ZM191 255V254H190ZM194 255H196V253H194ZM198 255H200V254H198ZM261 255V254H260ZM47 256V255H46ZM46 256H44V257H46ZM175 256V255H174ZM177 256H179V254L177 255ZM182 256V255H181ZM180 256V257H181ZM204 256H206V255H204ZM42 257V256H41ZM48 257V256H47ZM104 257V256H103ZM128 257V256H127ZM208 257V256H207ZM219 257V256H218ZM263 257V256H262ZM93 258V257H92ZM176 258H178V257H176ZM193 258V257H192ZM40 259V258H39ZM60 259V258H59ZM174 259H175V257H174ZM179 259V261H180V258H178ZM190 259V258H189ZM201 259V258H200ZM214 259V258H213ZM224 259V258H223ZM40 260H42V259H40ZM44 260V259H43ZM42 260V261H43ZM51 260V259H50ZM99 260V259H98ZM131 260V259H130ZM173 260V259H172ZM182 260V259H181ZM205 260V259H204ZM207 260V259H206ZM215 260V259H214ZM264 260V259H263ZM36 261H38V260H36ZM41 261V262H42ZM66 261V260H65ZM71 261V260H70ZM179 261H178V263H179ZM183 261V260H182ZM194 261H195V259H194ZM193 261V262H194ZM196 261L199 263V264H202L201 262V260H198V259H196ZM67 262V261H66ZM110 262V261H109ZM173 262V261H172ZM174 262H175V260H174ZM185 262V261H184ZM189 262H190V260H189ZM206 262V261H205ZM208 262V261H207ZM197 263V264H198ZM74 264V263H73Z\"/></svg>","mask_w":264,"mask_h":264}]
</instances>
